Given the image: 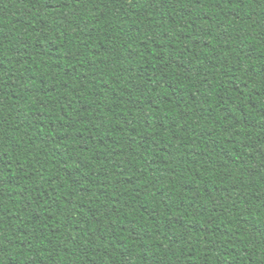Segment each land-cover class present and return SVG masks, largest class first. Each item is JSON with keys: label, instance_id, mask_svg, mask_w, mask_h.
<instances>
[{"label": "trees", "instance_id": "16d2710c", "mask_svg": "<svg viewBox=\"0 0 264 264\" xmlns=\"http://www.w3.org/2000/svg\"><path fill=\"white\" fill-rule=\"evenodd\" d=\"M0 264H264V0H0Z\"/></svg>", "mask_w": 264, "mask_h": 264}]
</instances>
